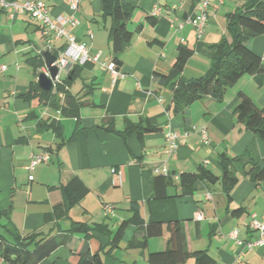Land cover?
<instances>
[{"label": "crops", "instance_id": "1", "mask_svg": "<svg viewBox=\"0 0 264 264\" xmlns=\"http://www.w3.org/2000/svg\"><path fill=\"white\" fill-rule=\"evenodd\" d=\"M40 1L51 17L71 13L68 0ZM77 1L79 8L73 15L79 24L73 34L86 47L89 58L98 57V62L87 61L80 66V76L67 89L84 103L77 119L62 116V96L55 106L22 98L30 83H36L38 74L44 72L43 66L35 75L27 60L46 51L47 33L27 14L0 9V68H5L0 70V234L13 243L14 236L47 234L50 230L57 235L73 223H83L90 229H101L92 231L87 240L89 252H99L101 264H147L149 253L167 247L165 224L178 221L184 226L190 252L205 250L216 264H264V247L245 251L227 238L233 230L244 241L256 238L248 225L252 216L264 219V179L253 180L245 173L248 168L236 172L237 182L230 197L221 182L197 181L186 197H181L179 186L181 174L195 173L200 167L219 177V157L239 156L250 145H254L257 166H264V140L239 123L235 112L239 92L264 112V76L245 75L226 90L221 101L207 97L181 112L174 111L172 92L161 79L171 72L180 45L193 51L182 76H203L211 64V46L224 35L225 14L236 11L242 0L212 4L200 38L191 27L179 32L171 27L181 17L194 14L200 0H125L133 6L127 24L133 37L120 54L117 71L121 77L115 82L102 67L112 62L110 19L101 18L100 0ZM155 10L157 16H153ZM248 45L264 64V35ZM54 46L55 51L60 50L64 41L54 42ZM66 75L62 71L61 79ZM52 121L60 123L62 140L47 128ZM135 125H147L156 131L141 139L135 133L124 137L126 127ZM169 128L188 135L167 162L172 180L166 190L168 198L157 200L153 169L166 160L164 133ZM192 128H204L207 142L191 132ZM61 142L64 145L58 148ZM42 153H48L49 161L29 172L32 157ZM112 168L121 173L120 186L112 181ZM73 178H78L88 193L65 216L54 220V206L74 200L64 190ZM132 203L138 205L141 224L130 222L117 247H110L121 224L133 217L129 210ZM105 205L113 206L112 212H106ZM239 208L243 214L233 216L231 212ZM197 212L203 214L200 221L194 218ZM149 222L162 223V235L149 238L146 248L133 245L143 241ZM83 243L82 234H73L38 264H78ZM193 261L190 258L187 264ZM0 264L8 263L0 260Z\"/></svg>", "mask_w": 264, "mask_h": 264}, {"label": "trees", "instance_id": "2", "mask_svg": "<svg viewBox=\"0 0 264 264\" xmlns=\"http://www.w3.org/2000/svg\"><path fill=\"white\" fill-rule=\"evenodd\" d=\"M101 18L110 19L108 28V43L112 55V63L116 69L121 65L120 54L130 45L133 32L127 29L130 21L133 6L125 0H100ZM225 32L219 43L211 46V64L207 72L198 78L186 79L182 72L187 60L192 56L193 51L185 46L177 48V56L171 72L168 75H161L162 83L169 87L172 92L174 111L181 112L195 101L210 97L216 101H221L226 90L232 87L241 77L245 75L264 76V64L249 47V41L253 38L264 35V0H242V4L234 12L225 14ZM152 21L151 17H148ZM154 24V22H152ZM42 30L43 28L40 27ZM59 50L52 53L57 56ZM32 72L37 75L43 67L42 54L27 60ZM80 66H72L65 78L61 79L51 91H42L35 82H31L28 90L22 95L25 100H37L44 105H54L58 97L62 96L63 104L60 112L66 118H78L79 109L84 104L80 98L71 95L68 87L81 74ZM72 72V73H71ZM71 73V74H70ZM70 77V79H69ZM238 104L235 109L239 123L252 132L254 135L264 140V112L244 93L237 94ZM54 135L62 140V127L59 122L52 121L48 126ZM154 128L147 125L127 126L123 136L135 133L141 137L146 133L155 132ZM61 142L58 145L62 147ZM254 145H250L241 155L219 157L221 175L214 176L209 170L200 167L195 173H183L179 176V186L181 197L190 196L193 192L194 184L197 181H207L210 184L221 182L227 196L236 185V172L244 171L252 175L253 180L264 179V166H257V158L253 153ZM155 199L164 200L168 196L166 190L172 183L171 175L156 176L153 180ZM64 190L73 195L74 200L54 206L52 218L55 220L62 218L74 204L79 202L87 193L88 189L78 179L73 178L64 187ZM129 210L133 217L123 222L113 239L110 247H117L125 227L131 222L140 225L138 217V205L132 203ZM235 217L243 214V209H235L231 212ZM3 213L0 211V218ZM168 233L167 247L162 252L149 253L147 264H187L193 258V264H216V261L205 250H188L187 236L184 226L178 222H168L165 224ZM92 231H101L100 227L88 228L83 223H73L69 230L59 232L57 235L49 233H34L26 237L14 236L13 243H10L0 234V260L8 264H38L48 257L56 248L64 246L71 235L80 233L84 236V243L78 252V264H101L100 254H91L87 247V240L92 235ZM163 231L162 223L149 222L144 228V238L141 243L133 244L146 248L147 240L152 237H160Z\"/></svg>", "mask_w": 264, "mask_h": 264}, {"label": "built area", "instance_id": "3", "mask_svg": "<svg viewBox=\"0 0 264 264\" xmlns=\"http://www.w3.org/2000/svg\"><path fill=\"white\" fill-rule=\"evenodd\" d=\"M224 1L225 0H200L196 5V12L194 14L181 17L179 21L171 27L177 32L183 30L187 26L191 27L196 33V36L200 38L209 21L210 6L212 4L221 6L224 4ZM68 4L71 9L70 14L51 17L46 4L40 0H21L19 3L14 0H0V9L10 10L12 13L27 14L33 22L43 28V30L47 33V39L45 41L46 51L52 53L55 51L54 42L60 40L64 41V46L58 51L56 61L52 65L58 68V75L53 82V88H55L56 84L60 82V73L62 71H66L68 74L72 66H82L87 61L95 63L98 62L97 56L93 58L88 57L86 47L83 44L78 43L73 34V30L79 24L78 20L73 15V13L79 8V2L77 0H68ZM173 8L175 7L173 6ZM157 14L158 10H155L153 16H157ZM102 67L110 73L114 82L121 77V74L117 71L114 63L110 62L107 66L102 64ZM4 69V67L0 68L1 71H4ZM44 73L47 74V70L45 68ZM157 100L160 102V99ZM192 131L199 135L202 142H207L208 138L204 128H200L198 130L192 128L191 132ZM187 135L188 132L180 134L170 128L164 133V152L166 160L161 165L153 169V173L156 176L170 175L167 162L184 144ZM48 161V153L35 155L32 157L27 169L29 172H32L37 165L46 164ZM111 177L116 186H120L122 184V176L119 170L112 168ZM29 180H32L31 176H29ZM208 198H210L209 194ZM104 209L106 212H112L113 206L105 205ZM194 218L196 221H200L203 219V214L201 212H197L194 215ZM248 227L251 231L256 232L257 236L255 239L244 241L239 238L238 231L236 230L229 232L227 234V238L234 241L238 247L244 248L245 251H250L254 247H264V219L257 220L254 216H252Z\"/></svg>", "mask_w": 264, "mask_h": 264}, {"label": "water", "instance_id": "4", "mask_svg": "<svg viewBox=\"0 0 264 264\" xmlns=\"http://www.w3.org/2000/svg\"><path fill=\"white\" fill-rule=\"evenodd\" d=\"M56 58L57 56L49 51H44L42 53L43 66L47 70V74L44 72L39 73L36 79V84L42 91L47 92L53 89V82L58 75V68L56 66H52L56 61Z\"/></svg>", "mask_w": 264, "mask_h": 264}]
</instances>
